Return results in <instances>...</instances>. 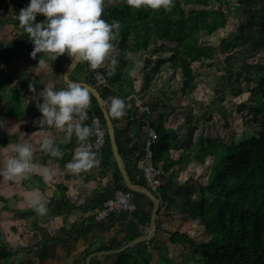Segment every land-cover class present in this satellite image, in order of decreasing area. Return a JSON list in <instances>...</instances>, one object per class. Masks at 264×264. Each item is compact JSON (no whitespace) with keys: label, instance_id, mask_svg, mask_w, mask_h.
Instances as JSON below:
<instances>
[{"label":"trees","instance_id":"trees-1","mask_svg":"<svg viewBox=\"0 0 264 264\" xmlns=\"http://www.w3.org/2000/svg\"><path fill=\"white\" fill-rule=\"evenodd\" d=\"M230 1L232 0H172L170 7L166 9L163 6L152 8L147 5L137 8L127 4L126 0H113L102 13L103 18L109 23L119 21L118 27L112 29L114 32L112 42L117 57L122 58V62L125 63L126 60L138 57L150 46H157L158 49L169 48L171 54L166 61L170 63V69L173 67L176 73L175 69H177L180 78H182L179 93L183 98L194 97L198 87V84L192 83L194 72L191 64L197 61L207 64L218 54L223 55L221 64L227 62L230 65V73L223 74L226 83L225 88L236 83L238 84L237 91L247 95L249 110L245 112L243 118L253 128L252 133H247L231 142H226L221 137L201 136L196 147L193 146L194 154L188 160L183 157L176 159L171 157V149L177 148L173 144L175 135L171 129L161 123L153 122L148 113H141L136 109H128L127 111L125 120L127 126L136 123L140 128L152 126L155 129L157 136L152 144L153 163L155 166L161 167L165 174L174 169L176 164L179 167V163L186 165V167L193 161L199 163V165L191 166L190 176L186 178L184 184L187 193L188 190L193 189L197 192L198 197L184 200L187 203L190 218L198 223L200 233L199 235H190L187 232H170L167 240L169 246L179 244L181 249V252L177 254L179 256L184 255L185 250L182 246L184 243L194 245V252L199 254L200 258L185 254L190 261L188 264H264V62H248L245 59L236 60L234 57V51L240 39L246 36L245 24H239L236 30L237 35L233 40L216 35V30L225 27L227 24L228 15L224 13L222 7ZM23 2L24 0L17 1L13 8V13L17 15V18ZM236 2L237 6H230V9L231 13L239 15L241 7L248 0H236ZM216 12L217 15H215ZM36 19L39 21L44 17H36ZM16 27L19 30L16 39L6 43L0 40V95L3 90H8L11 93V98L32 83L29 78H26L19 79L18 84L14 87L9 88L7 86L9 75L5 67L10 58L8 50L25 51L34 46L29 40V34L20 22L17 23ZM257 29L258 36L252 39V44L255 51L262 50L264 52V21L259 24ZM210 36L217 38V45L208 38L205 39L206 42L202 40L204 37ZM171 45H175V48L171 49ZM42 53L39 52L38 55L41 54L43 57ZM69 62L70 58L61 56L54 68L62 74ZM159 62L161 64L164 61ZM90 66L88 61L81 60L75 70L84 71V80L95 85L100 91L107 103V109L115 127L118 149L124 158L130 178L134 183L147 187L145 181L136 176L135 154L130 153L129 155L122 146L124 131L122 132L118 128L117 121L110 110L109 89L95 84L92 78L94 70ZM140 74L143 76V83L138 90H134L130 77L126 79V88H123L124 84L123 86L119 84L118 88H121L124 100L131 93L143 94L149 90L152 73L148 69L147 59L140 68ZM73 79L75 80L76 77ZM230 82L232 83L230 84ZM218 92L220 91L218 90ZM90 97L91 102L86 108L87 118L82 123L91 127L93 114L100 116L103 122L104 119L95 98L91 94ZM198 112L201 114L200 110ZM88 138L90 141L93 140L92 128ZM78 140L80 139L73 131L72 136L67 141L68 147H73ZM142 145L143 142L138 149V155L142 154ZM91 146L95 149L99 159L98 163L103 170H107L110 165L115 169L112 183L110 181L105 188L108 196L110 195L109 187L111 184L128 191L129 189L125 187L116 167L108 135L106 134V144L100 153L95 148L94 141ZM208 158H210L209 165L207 168H203L202 166ZM179 171L181 172V170ZM173 173L177 176L175 171ZM95 175H98L97 171ZM95 175L91 176L96 177ZM31 176V172H29L22 179L29 188L33 186L30 182ZM58 188L61 193L67 190V187L60 183H58ZM160 188L157 192L160 191ZM161 194V198L164 199L162 191ZM155 195L159 197L157 194ZM139 198L146 200V206L150 209L148 212L138 202ZM168 198L173 200L172 197ZM61 199L68 202L65 196H62ZM0 201L3 203V208H8L7 199L2 195H0ZM134 202L136 210L129 218H127L126 213L114 214L115 216L123 214L122 242L104 243L98 242L94 237L90 238L89 234L92 229L102 227V224L105 223L89 221L95 213L76 220L68 229H60L62 234H57L53 242L62 243L64 237L75 240L85 239L87 244L80 251L81 264H85V258L91 252L119 247L143 233V230L139 229V225L148 227L151 201L144 195L134 192ZM158 212L159 208L157 216ZM35 213L36 209L32 206L30 209L21 212V215L26 218L31 217V219L33 217L34 224L36 222ZM156 223L157 234L159 230L157 218ZM34 225L36 226V224ZM37 228L36 231L41 229L40 226ZM38 235L36 233L37 237ZM154 240L155 237L116 254L94 257L91 264H151V252L147 249V244ZM10 255V251L0 243V259Z\"/></svg>","mask_w":264,"mask_h":264},{"label":"rangeland","instance_id":"rangeland-1","mask_svg":"<svg viewBox=\"0 0 264 264\" xmlns=\"http://www.w3.org/2000/svg\"><path fill=\"white\" fill-rule=\"evenodd\" d=\"M112 1L113 0H104V9L108 4L112 3ZM15 5L16 1L14 0H0V40L5 43L9 42L11 39H16L19 34L16 27L19 20L12 16L14 14L12 8H14ZM230 6H237L236 0L230 1L226 6L223 5V11L228 15V20L225 27L216 30V35L233 40L237 35L236 30L239 24H245L246 36L245 38L240 39L239 44L234 51V57L236 60L245 59L248 62L263 63L264 52L262 50L255 51L252 39L257 38V28L259 24L264 21V0H248V2L241 7L239 15L231 13ZM217 14L218 13L216 12L215 15ZM206 38L210 39L215 45H217V38L210 36L204 37L202 40L205 41ZM174 48L175 45H171V49ZM112 50L113 52L116 51L114 47ZM170 54L171 51H169V48L158 49L157 46H150L143 53L139 54L138 57L129 59L128 61L126 60L125 63L122 62V58L119 59V57H116L118 63L115 65V71L119 74L120 79L116 80L115 77L114 80L118 85L121 83L124 84L123 88H126V79L130 77L133 82L134 90L139 89L140 82L143 83V76L140 74V68L142 67L143 62L147 59L148 69L152 73L150 86L155 88V90H148V92L146 91L143 93V99L151 109V118H154V121H152L157 122L158 119L155 120V118L159 117L161 119L159 120L163 125L173 130L176 136L174 141L190 151V154L183 158L188 160L192 157L195 152L193 146L196 147L201 136L221 137L226 142H231L236 138L245 136L247 133H252L253 128L246 123L247 121L243 118L245 112L249 110V105L246 99L247 95L243 92L237 91L238 84L236 83L230 82V84L232 83V86L225 88L226 83L224 82L223 74L230 73V65L227 62L221 64L223 55L218 54L214 59L208 62L209 64L200 63V61L191 64L194 72L192 83L198 84V87L194 97L189 96L185 99L179 93L182 86V78H180L178 70L175 69L177 73L174 71L173 67L171 70L169 67L170 63L166 61ZM18 59L21 61V67L26 66L25 57L20 55ZM30 59L31 58L29 57V60ZM159 61L164 62H161L160 64ZM107 66H110V63L107 64ZM221 66L223 67L222 69ZM27 67H24V69ZM157 67L158 69H156ZM104 68L105 64H101L97 68L91 69H99L104 72ZM19 69L22 70L23 68ZM28 69L27 73L23 72V74H21L22 79L32 78L31 68L29 67ZM11 70L12 69L9 68L8 73L11 74V78L14 79L15 77L16 79L17 76L16 73H14L15 71ZM127 72L129 76L126 75ZM104 73L106 74V72ZM74 75L75 74L73 73L72 77ZM55 78L60 80L62 76L57 75ZM11 81L14 82L15 80ZM8 84L7 86L9 87ZM22 90H27L23 95L24 98L32 96L36 101L43 93L42 90H39L38 92L36 91L35 94H32L27 88ZM218 90L220 92H218ZM1 93L0 168H4L8 157L16 155V153L12 151L13 146L17 143H24L26 140L29 141V138L26 139L24 137L23 123L26 120L25 117L29 115L30 112L27 109L29 105L22 104L23 102L19 94L17 98H11L9 103L7 97L9 98L11 93L8 90H3ZM6 109L8 110V114H11L12 116L5 114ZM198 110H200L201 114ZM16 117L17 120L15 119ZM191 147L192 149H190ZM38 149L34 148L33 150L34 152H38ZM209 162L210 158L205 161L202 167L207 168ZM193 165H199V163L196 161L190 162L187 165L189 169L186 165L179 163V170H181L180 175L184 173L185 176H190L189 170H191V166ZM33 172L41 174L35 177L34 182L41 184V188L45 190V183L40 181V177L45 173L41 172L39 169H35L32 173ZM32 173L31 175L34 174ZM105 177H107L106 184L112 181V179H108V175H105ZM22 179L23 177L19 179L8 178L3 174H0V195L7 199L8 204V208H3V203L0 201V243L3 244L11 254L8 257L0 259V264H16L19 260H25V264H33L35 262L37 264L40 261H44L40 260L42 258H50V260H54L55 257H57L61 263L81 264V255L78 252V246L82 244L81 241L76 242L77 240L64 237V242L68 245H66L65 249H61V251L58 249L56 250L58 244H53L54 237L57 234H62L60 229L68 227L67 222H62L59 218H53L46 212L42 214L37 210L34 214L37 222L34 223L36 226L33 224V217L32 219L31 217H22L21 212L24 211L23 207L26 205L22 193L23 191L25 192V183ZM184 181L186 180L184 179ZM27 188L29 189V187ZM46 188L48 189L50 186L47 185ZM47 189L46 191L49 192ZM161 191L163 192L164 199L161 198ZM155 194H157L161 200L158 212L159 217L157 219L160 228L163 229L162 222L164 219H170L174 227L171 232L178 231L187 232L190 235H199L200 228L198 223L190 218L186 206L187 203L184 200L194 197L197 198L198 194L195 190L190 189L188 190V193L184 195V198L179 196L178 198L177 195L180 194V189L175 190V192L170 195L163 178L160 191ZM168 197H172L173 200H169ZM37 226L41 227L39 231H36L38 229ZM162 229L158 230L156 235V240L158 241V246H156V248L160 251L151 253V264H188L190 261L185 254H191L196 258H200V255L194 252V245L190 243H184L182 245L185 250L183 256H177V254L181 252L179 244L171 246L172 248L166 250V243L168 242L162 241L165 236L161 232ZM36 233L39 234L38 237L36 236ZM167 235L169 236V234ZM113 237L114 236L111 235V232H108L102 237H97V239L99 242H111L110 239H113ZM159 252H162L163 254H159Z\"/></svg>","mask_w":264,"mask_h":264},{"label":"crops","instance_id":"crops-1","mask_svg":"<svg viewBox=\"0 0 264 264\" xmlns=\"http://www.w3.org/2000/svg\"><path fill=\"white\" fill-rule=\"evenodd\" d=\"M14 1L17 2L19 0H14ZM12 16L15 17L16 19H18L17 15L13 14ZM18 24H19V21H18ZM17 32L19 33L18 28H17ZM11 40H14V39H11ZM11 40H9V41H11ZM112 44H113V42H112ZM33 47L34 46H31V47H29V49H27L25 51H20V50L9 51L8 50L9 54L11 53L10 54L11 56H10L9 62L7 63L5 68H6L7 74L9 75V82H8V83H10V84H8L9 87H12V86L14 87V85H17L19 82V79H22L21 74H23V72L27 73V69L29 67L31 68V74H32V78H30V80L32 83H34L35 86H34V88H32L30 86H28L26 88L29 91H31L32 94H35V92L36 91L38 92L39 90L44 91L45 85H47V84H53L57 89L66 87L67 85L63 81V77L60 78V80H57L55 78V77H57V75L62 76V74H60L58 71L55 70L54 66L56 64L54 65V63L51 61L48 53L43 52L42 53L43 57L41 54L39 56L38 53H36V56L33 57L31 55V51H32ZM28 53H29V55H28ZM20 55H22L26 59V66H24V67H27V66L28 67L25 69H24V67H21V65H20L21 61L18 59V57H20ZM61 56L64 58H67V59L70 58L67 55V53L62 54ZM29 57L31 58L30 60H29ZM112 57H115V58L117 57L116 51L113 52V50H111L110 56L106 57L105 60L102 62V64H105L104 72H106V74L109 78V81H110V84H109V102H108L109 106L111 104L112 97H114V96H118L120 98L123 97V95L121 93V88H118L119 85L114 80V78L116 76H117L115 78L116 80L120 79V76H118L116 71H113V69H112L113 68L112 67L113 65L111 64ZM40 59H44L45 63L40 64L39 63ZM109 63H110V66H107V64H109ZM8 67L15 71L14 73H16V76H17L16 79L17 80L15 79V77H14V79L11 78V74L8 73L9 72ZM19 68H23V69L20 70ZM73 73L75 74L73 77H76L75 80L85 81L84 80V77H85L84 71L79 72V71L74 69L72 71V74H71V79H73V77H72ZM13 76H15V75H13ZM11 80H15V81L12 82ZM141 84L142 83L140 82V85ZM121 86H123V84ZM135 89H137V88H135ZM153 89L155 90V88H153L152 86L149 85V91L153 90ZM26 91L27 90H25V91L21 90L19 92V95L21 96V100L23 102L22 104L23 105H29L27 107V109L30 112V114L25 117L26 120L23 123L24 124V137L26 139L29 138V141L26 140L24 143L32 144L33 149L39 148L37 150L38 152H34V150H33L32 162L37 166L36 169H39L41 172L45 173V174H43L42 177H40V181L45 183L44 184L45 190L41 188V184H37V182L36 183L34 182L35 177H37L38 175H41V174L38 172H33L34 174L38 173L37 175H34L31 172L33 175L30 178V182L33 184V186L28 189L26 183L24 182L25 183V188H24L25 192L23 191L22 193H23V196L25 198L24 200L26 202V205L23 207V210L26 211L32 207V204H31L30 199H29L31 194L32 193H39L42 197L43 203L46 205V208H47L46 213L50 214L53 218H56V219L59 218L62 222H67L68 227L66 229H68L71 227V224L74 223L76 220H79L83 217H86L87 215H89L91 213H95L101 207V204H103L104 200L108 196L106 189H105L108 185V184H106L107 177H105V175H108V179L109 178L113 179L114 174H115L114 173L115 169L112 165H110L107 170H103L102 167L100 166V163H95V164H97L96 166L93 164L91 168L81 170L80 172H74L72 170H69L66 167L67 162H69L73 159L76 148L81 146V145H85V146L90 147V150L95 153L94 159L96 161L99 160L98 155L95 152V149L91 146V144L93 143V140L90 141V139L87 137L84 141L78 140L73 147H71V146L68 147L67 141H68L69 137L67 135V124H65V126L63 128H57L54 125L47 124L46 122L42 123L41 118L43 117V113L40 111L38 104L43 101V96L40 95L38 97L37 101L34 100V98L32 96H30L28 98H24L23 95L26 93ZM19 95H15L13 97V99L17 98ZM141 96L143 98V94H141ZM10 99H11V96L9 98L7 97V100L9 101V103H10ZM8 110H9V108H8ZM8 110L7 109L5 110V114H7L8 116H12L11 114H8ZM127 111H128V109H126V103H125V109H124L123 114L119 117H117L115 115H113V116L115 117V119L117 121L118 128L122 132L124 131L122 134V138H123L122 139V146H124L126 152L129 155H130V153L137 154L138 149L140 148V145L143 142V138L145 135V128L144 127L140 128L138 126V124H136V123H132V124L127 126L126 122H125L126 117H127ZM161 118H163V117H161ZM15 119L17 120V117ZM75 119H79V114H74V121L73 122H75ZM156 119H158V121L155 123H161L162 124V122H160L161 119L159 117L158 118L156 117L155 120ZM152 120L154 121V118H152ZM171 131H173V130H171ZM45 136L52 138L54 140L55 145L58 146L61 149V151L63 152L62 156H53V155H51L50 152L44 150L41 147L43 138ZM173 144H174V146H177V148L175 149V147H173L171 149V157L172 158L176 159L177 157H179V158L184 157L185 154L186 155L190 154L189 150H187L183 146L177 144L176 141H174ZM67 148H69V149H67ZM190 149H192V147ZM179 155H181V156H179ZM174 167H175L174 169L167 171L166 174L164 175V183L167 186V189H168L170 195H172L175 192V190L180 189V194L177 195V197L179 196L181 198H184V195L187 193V189L184 186V184H185L184 179L186 180L187 176H185L184 173L182 175H180L181 172L179 170H176L179 168L178 164H176ZM49 169H50V172H49ZM96 171L98 172V175H95ZM174 171L177 174V176L173 173ZM28 173H26L23 177L25 178ZM91 175H95L96 177L91 176ZM183 176H185V177H183ZM58 183L65 185L67 187V190H65L64 193H61L60 189L58 188ZM45 185L46 186L49 185L50 188L47 189ZM46 189L49 190V192H47ZM47 193H51V194H47ZM62 196H65V198L68 199V202L63 201L61 199ZM16 201H18V200H16ZM138 202L141 204V206L144 207L145 210H147V212L149 211L148 206H146L147 202L145 199L139 198ZM158 217H159V215L156 218L158 219ZM162 224H163V229L158 226L159 230L162 229L161 232L165 235L163 237V239L162 238L161 239H162V241L168 242V241H166V240H168V237H169L167 234H170V232L174 229V227H173L172 221L170 219H164ZM123 225H124L123 214L117 215V216L113 215L110 218H108V220H106L104 224H102V227L100 226L99 228L92 229L89 236H90V238L94 237L99 242L97 237H99V236L102 237V236H104L105 233L111 232V235L114 236L113 239H110L111 242H113V241H115V242L121 241L122 242L123 241ZM148 227H149V225H148ZM148 227L146 228L142 225H139V229L143 230V233H145L148 230ZM157 233H158V231H157ZM156 239L157 238L155 236V240L153 242L147 244V249L151 253L160 251L159 249L156 248V246H158V243H157L158 241ZM76 240H77L76 242H79V241L82 242V244L80 246H78V252L80 253V251L86 246L87 243H86V240L83 238H79ZM100 242L108 243L105 241H100ZM53 244H58L56 246L57 248L56 247L55 248H56V250L58 249L60 251H61V249L62 250L65 249L66 245H68V244H65V242H62V243L58 242V243H53ZM166 247H167L166 250H169L171 248V246H169V243H166ZM159 254H163V253L159 252ZM40 260H44V261H42V262L40 261L37 264H65L63 262L61 263L57 257H55L54 260L53 259L50 260V258H42ZM19 262L21 264H25V260H19L18 262H16V264H18ZM33 264H36V262ZM71 264H74V263H71ZM77 264H79V263H77Z\"/></svg>","mask_w":264,"mask_h":264},{"label":"clouds","instance_id":"clouds-1","mask_svg":"<svg viewBox=\"0 0 264 264\" xmlns=\"http://www.w3.org/2000/svg\"><path fill=\"white\" fill-rule=\"evenodd\" d=\"M134 7L150 6L152 8H169L172 0H126ZM104 0H29V3L20 8L18 19L29 34V40L34 47L31 51L33 57L36 53L46 52L55 61L61 54L67 53L70 57L69 69L76 62L86 60L92 68H97L106 57H109L114 45L113 28L118 27L119 21L109 23L102 16ZM38 13L44 14V19L37 21ZM40 64L45 60L40 59ZM118 63L112 57L113 71ZM66 87L57 89L53 84L45 85L43 101L38 104L43 113L42 123L63 128L67 124V135L70 138L73 131L84 141L91 134V127L83 124L87 118L86 108L91 102L90 90L76 80H67ZM34 83L30 87L34 88ZM125 109V100L114 96L111 99L110 110L119 117ZM74 114H79L75 119ZM41 147L53 156H62L63 152L55 145L54 140L45 136ZM6 161V166L0 168V174L8 178H22L26 173L35 171L32 162L33 145L30 143H17ZM95 153L90 147L81 145L76 148L73 159L67 162L66 167L74 172L89 169L98 163L94 159ZM32 206L40 213L47 211L39 193H32L29 197Z\"/></svg>","mask_w":264,"mask_h":264},{"label":"built area","instance_id":"built-area-1","mask_svg":"<svg viewBox=\"0 0 264 264\" xmlns=\"http://www.w3.org/2000/svg\"><path fill=\"white\" fill-rule=\"evenodd\" d=\"M49 55V54H48ZM62 55V54H61ZM61 55L53 61L57 64V61ZM93 81L96 85L102 88L109 89V78L108 76L99 69H95L92 74ZM126 109H136L141 113H148L151 115V109L148 104L144 101L142 96L137 93H131L125 98ZM91 128L93 131V141L95 148L98 153L104 148L106 144V127L100 116L93 114L91 117ZM156 131L152 126L145 128V135L143 138L142 154L134 155L135 167L137 170L136 176L142 178L149 190L156 193L160 188L165 173L162 168L155 166L153 163L152 144L156 140ZM112 183V181H111ZM110 195L104 200L102 206L95 212L94 216L89 219L92 222H105L114 214L126 213L127 218L136 210V204L134 202V192L130 190H123L122 188L116 187L111 184L109 187Z\"/></svg>","mask_w":264,"mask_h":264},{"label":"water","instance_id":"water-1","mask_svg":"<svg viewBox=\"0 0 264 264\" xmlns=\"http://www.w3.org/2000/svg\"><path fill=\"white\" fill-rule=\"evenodd\" d=\"M28 3H29V0H25L23 2L22 7L26 6ZM37 17H44V14L38 13ZM79 62H76L73 65V67H71L70 69L68 67L70 62L67 64V66L65 67V69L62 73L63 81L65 83H66V79L67 80H73V79H71V74ZM76 81L81 82L82 84H84L86 87L89 88L90 94L95 98L99 108L102 111V115H103V119L105 122L106 133L108 135L111 152H112L114 161L116 163V167L120 173L121 179H122L125 187L132 192H136V193L144 195L152 203L148 230L145 233H142L141 235L123 243L119 247L112 248L109 250H98V251L91 252L85 258V264H91V260L94 257H101L104 255L116 254V253H119V252H121L127 248L133 247L140 242L148 241V240L152 239L153 237H155L156 230H157L156 217H157V210H158L159 205H160V198L157 197L146 186L138 184V183H134L131 180L130 175H129L127 168H126V165H125L124 158L122 157V155L120 154L119 149H118V145L116 142V136H115V127L113 125L111 116L109 115V112L107 109V103L104 100V98L102 97L98 88H96L94 85H92L91 83H89L87 81H83V80H76Z\"/></svg>","mask_w":264,"mask_h":264}]
</instances>
